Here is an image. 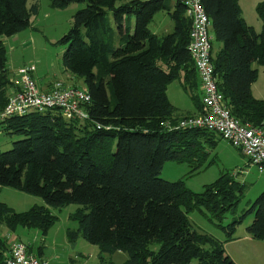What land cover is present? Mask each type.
<instances>
[{"label": "trees", "instance_id": "16d2710c", "mask_svg": "<svg viewBox=\"0 0 264 264\" xmlns=\"http://www.w3.org/2000/svg\"><path fill=\"white\" fill-rule=\"evenodd\" d=\"M71 2L85 5L58 40L64 47L61 63L65 72L82 78L90 95L89 118L68 119L49 109L0 122L1 132L23 136L0 151V188L39 196L53 207L77 204L69 214L77 228H67V236L72 242L80 235L97 245L96 264H115L105 257L115 251L126 253L122 264H235L223 243L236 238L237 225L249 213L253 217L246 232L264 240V189L238 218L224 224L243 193L235 176L220 173L194 192L181 179L168 181L159 175L167 160L186 161L190 171L203 166L221 138L204 128L176 127L189 115L177 114L167 95V84L179 80L190 91L196 113L201 111L185 6L179 0H50L55 7ZM201 4L213 39L221 44L211 50L212 62L229 112L264 131V98L251 92L257 77L252 63L264 64V0L255 7L259 33L242 19L239 0ZM37 11L38 2L28 6L27 0H0V37L29 27ZM158 11L170 16L171 32L157 35L150 30ZM6 60L0 39V110L8 99ZM202 208L222 239L194 227L189 213ZM55 219L45 205L18 212L0 202V225L8 231L36 228L46 234ZM10 248L7 237L0 235V264L6 263Z\"/></svg>", "mask_w": 264, "mask_h": 264}, {"label": "rangeland", "instance_id": "374dc122", "mask_svg": "<svg viewBox=\"0 0 264 264\" xmlns=\"http://www.w3.org/2000/svg\"><path fill=\"white\" fill-rule=\"evenodd\" d=\"M126 1L129 0H117V4ZM242 1L244 19L259 33L261 22L255 11V2L262 0ZM34 2H38V11L31 16V25L22 30L18 34L17 39H13V41L12 36L0 37L6 51V68L9 70L10 78H16L23 67L32 64L35 67L33 79L34 73H37L39 77L57 74L55 77L58 79L54 80V82H59L64 87L63 89L72 88V86L84 89L82 78L74 77L64 71L61 63L64 47L58 43V40L69 30L72 23V15L78 9L84 7L85 2H71L64 7H55L51 5L50 0H27V5L29 6ZM171 3H173V0H171ZM109 16L111 18L110 12ZM132 19L134 20V16H132ZM149 28L153 33L162 35L172 31L173 22L165 11H158L149 23ZM218 45V42L213 40V51L218 49ZM252 67L257 69V77L251 85L252 95L256 98H263L264 64L252 63ZM50 89H40V91L47 92ZM167 93L172 103L180 108L179 111L182 109L194 110L193 102L190 99V91L184 89L181 81L175 80L168 83ZM64 118L66 117L64 116ZM22 137L21 135L2 131L0 133V151L10 149L12 143ZM190 169L191 167L186 161L167 160L164 162L159 175L168 181L181 179L185 187L194 192L202 191L205 185L213 182L223 172H229L243 184L242 196L234 212L225 215L224 224L230 222L233 218H238L264 189V174L259 173L257 167L252 165L245 156L241 155V152L235 146L222 138H218L203 166L193 171H190ZM0 202L6 203L18 212L26 211L34 205H45L51 214L56 217L55 222L46 234H42L35 228L27 229L23 227H19L12 232L1 225L0 235L7 237L9 243L15 240V242L21 241L27 245L30 244L34 252H37L41 247L43 254L49 259L55 260L59 258L67 263L69 260L74 259L76 261H85L88 264H96L98 262L99 250L97 245L87 242L81 236L71 242L66 235L67 228H76V221L70 219L69 214L77 209V204L70 203L62 207H53L47 205L39 196L7 186L0 188ZM202 210L195 209L189 213V219L194 227L201 231L214 233L217 237H222L220 229L209 220V212L204 208ZM252 217L251 213L246 214L243 221L237 225L234 231L237 241L241 239L242 233L245 232L244 227L251 223ZM240 230H242L241 233L239 232ZM238 233H240L239 236L236 235ZM252 240L255 241L250 242H256L264 246V240ZM233 244L231 258L235 264H264V252L259 254V260L253 259L249 253L250 246L247 241H238ZM149 247L157 249L158 244L151 243ZM105 257L111 259L115 264H122L126 260L127 255L123 251H115L110 255L105 254ZM191 263L195 264V260H192L189 264Z\"/></svg>", "mask_w": 264, "mask_h": 264}, {"label": "built area", "instance_id": "2783aa9c", "mask_svg": "<svg viewBox=\"0 0 264 264\" xmlns=\"http://www.w3.org/2000/svg\"><path fill=\"white\" fill-rule=\"evenodd\" d=\"M179 1L185 6V15L191 20L188 51L200 80L202 109L198 114L181 119L176 127L204 128L216 132L239 149L259 173L264 174V131L241 123L229 112L217 86L212 62L210 21L201 0ZM34 69L32 64L23 67L18 76L11 79L12 90L7 103L0 110V122L10 116L43 113L49 109L59 111L68 119L89 118L86 105L90 102V95L86 90L74 86L63 89L59 82H53L49 91L41 92L33 79ZM27 246L21 241L13 242L5 264H50L29 252ZM80 264L88 263L81 261Z\"/></svg>", "mask_w": 264, "mask_h": 264}, {"label": "crops", "instance_id": "0c3cea01", "mask_svg": "<svg viewBox=\"0 0 264 264\" xmlns=\"http://www.w3.org/2000/svg\"><path fill=\"white\" fill-rule=\"evenodd\" d=\"M170 2H171V0H169ZM174 1L175 0H173V3H174ZM259 2V1H258ZM257 1L255 2V4H257L258 3ZM172 4V3H171ZM239 5H240V8H241V17H242V19L248 24V25H250L245 19H244V17H243V1L242 0H239ZM255 7H256V5H255ZM209 18V17H208ZM209 21H210V19H209ZM251 26V25H250ZM254 26V25H253ZM209 32H210V35H211V50L213 49V33H212V30H211V22H210V27H209ZM19 33H21V31L19 32ZM19 33H17V34H15V35H13L12 36V41H13V39H17V37H18V34ZM23 40H24V38H22ZM216 42H218V41H216ZM218 47H220V43L218 42ZM7 63V62H6ZM6 65V64H5ZM65 73V72H64ZM7 74H8V80H9V84L7 85V89H6V95H7V98H8V96H9V94L11 93V90H12V85H11V79L13 78H10V75H9V70H7ZM57 75V74H56ZM56 75H52V76H44V77H39L38 75H37V73L35 74L34 73V79H35V82H36V84H37V86H38V88L39 89H41V90H48L49 88H51V86H52V84H53V82H54V80H56V79H58V78H56L55 76ZM198 76V75H197ZM198 81H199V84H198V86H197V88H196V93L195 94H197L198 95V97H200V100H201V97H202V90H201V88H200V80H199V77H198V79H197ZM253 84V83H252ZM166 91H167V88H166ZM252 92V91H251ZM167 95H168V93H167ZM169 98V97H168ZM264 98V97H263ZM190 99H191V97H190ZM170 100V99H169ZM192 100V99H191ZM171 101V100H170ZM193 102V101H192ZM171 103H172V101H171ZM176 108H177V114L179 113L181 116H186V115H189V116H192V115H195V114H197L196 113V106L194 105V103H193V105H194V110L193 111H188V110H180L179 111V107L177 106V105H175L174 103H172ZM199 112V111H198ZM0 133H1V131H0ZM222 138V137H221ZM223 139V138H222ZM239 150V149H238ZM240 151V150H239ZM241 155H242V153H241ZM77 224V223H76ZM0 228H1V225H0ZM76 228H77V225H76ZM28 229V228H27ZM30 229H32V228H30ZM36 229V228H35ZM69 229H75V228H70L69 227ZM39 230V229H38ZM244 230H245V232H243L242 233V237H241V239L240 240H238V241H247L248 242V245L250 246V248H249V253L251 254V257H253V259H257V260H259V254L261 253V252H264V246L263 245H261V244H257L256 242H250V241H255V240H252L253 238L246 232V226L244 227ZM40 231V230H39ZM221 231V230H220ZM241 231L242 230H240L239 232L241 233ZM41 232V231H40ZM207 233H210V234H212L213 236H215L216 238H218V239H222L223 237H224V235H223V233H222V237H217L214 233H211V232H209V231H206ZM240 233H238V234H236V235H238L239 236V234ZM67 235V234H66ZM78 237H80V235L78 236ZM77 237V238H78ZM76 238V239H77ZM252 238V239H251ZM75 239V240H76ZM74 240V241H75ZM70 241V240H69ZM74 241H72V242H74ZM237 241V237L235 238V239H233V240H230V241H226V242H224L223 243V248H224V251L226 252V254L231 258V249L233 248V243H237L238 242ZM13 242H15V240H13L10 244H12ZM260 242V241H259ZM28 250H29V248H28ZM30 252L31 253H33V255H35L36 257H38V258H42V259H44V260H46V261H48L50 264H79V262H81V261H76L75 259L74 260H69L68 261V263L67 262H64V261H62V260H60L59 258H56L55 260L54 259H49L48 257H46L44 254H43V250L41 249V248H39L38 249V251L37 252H34L33 251V249H32V247H31V249H30ZM232 259V258H231ZM54 260V261H53ZM191 264H194V263H191ZM195 264H196V261H195Z\"/></svg>", "mask_w": 264, "mask_h": 264}]
</instances>
